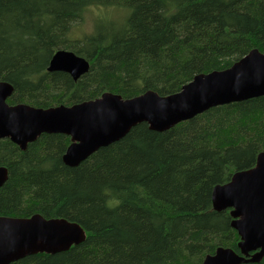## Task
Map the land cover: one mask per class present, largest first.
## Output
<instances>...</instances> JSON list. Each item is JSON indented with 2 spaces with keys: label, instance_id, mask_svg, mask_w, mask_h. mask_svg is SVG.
Here are the masks:
<instances>
[{
  "label": "trees",
  "instance_id": "trees-1",
  "mask_svg": "<svg viewBox=\"0 0 264 264\" xmlns=\"http://www.w3.org/2000/svg\"><path fill=\"white\" fill-rule=\"evenodd\" d=\"M91 7L122 15L74 39ZM59 50L86 59L89 71L76 81L49 72ZM254 50L264 52V0H0V82L13 86L11 106H72L105 93L166 97ZM71 143L42 134L21 150L0 139L9 172L0 216L64 218L86 232L68 251L12 264H202L218 248L240 254L230 211L216 212L212 193L264 152V96L165 132L139 124L77 167L62 159Z\"/></svg>",
  "mask_w": 264,
  "mask_h": 264
},
{
  "label": "water",
  "instance_id": "water-1",
  "mask_svg": "<svg viewBox=\"0 0 264 264\" xmlns=\"http://www.w3.org/2000/svg\"><path fill=\"white\" fill-rule=\"evenodd\" d=\"M89 68L86 59L59 50L48 71L68 73L76 81ZM12 93L11 84L0 82V139H9L25 150L42 134L67 135L72 143L62 159L65 165L77 167L139 124L165 132L212 108L263 97L264 52L251 51L227 70L196 76L180 92L166 97L151 91L132 99L105 93L96 100L43 109L9 105L7 99ZM8 174L7 168L0 167V188ZM212 203L216 212L230 211L231 226L240 237V254L218 248L202 264L260 262L264 258V152L254 168L238 172L229 183L216 186ZM85 239V230L64 218L0 216V264H12L39 253L65 252Z\"/></svg>",
  "mask_w": 264,
  "mask_h": 264
},
{
  "label": "rangeland",
  "instance_id": "rangeland-1",
  "mask_svg": "<svg viewBox=\"0 0 264 264\" xmlns=\"http://www.w3.org/2000/svg\"><path fill=\"white\" fill-rule=\"evenodd\" d=\"M122 15L117 9H103L98 7L89 8L84 16L83 22L74 29L72 37L74 39H80L84 35L91 34L94 28L95 21L98 19H118Z\"/></svg>",
  "mask_w": 264,
  "mask_h": 264
}]
</instances>
